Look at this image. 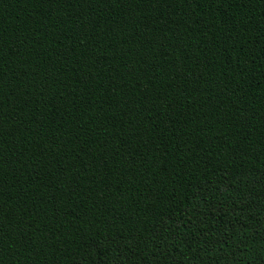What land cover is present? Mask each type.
<instances>
[{"label":"trees","instance_id":"16d2710c","mask_svg":"<svg viewBox=\"0 0 264 264\" xmlns=\"http://www.w3.org/2000/svg\"><path fill=\"white\" fill-rule=\"evenodd\" d=\"M0 264H264V0H0Z\"/></svg>","mask_w":264,"mask_h":264}]
</instances>
